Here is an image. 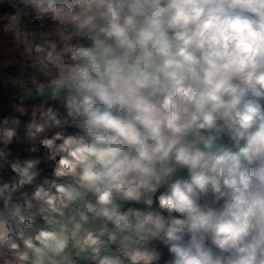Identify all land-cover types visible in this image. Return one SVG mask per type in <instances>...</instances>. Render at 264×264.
I'll use <instances>...</instances> for the list:
<instances>
[{
  "label": "clouds",
  "instance_id": "9594fccd",
  "mask_svg": "<svg viewBox=\"0 0 264 264\" xmlns=\"http://www.w3.org/2000/svg\"><path fill=\"white\" fill-rule=\"evenodd\" d=\"M0 264H264V0H0Z\"/></svg>",
  "mask_w": 264,
  "mask_h": 264
}]
</instances>
